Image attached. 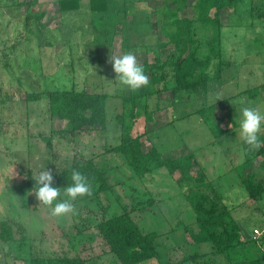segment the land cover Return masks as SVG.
<instances>
[{"label": "rangeland", "instance_id": "obj_1", "mask_svg": "<svg viewBox=\"0 0 264 264\" xmlns=\"http://www.w3.org/2000/svg\"><path fill=\"white\" fill-rule=\"evenodd\" d=\"M194 3L195 0H189V6L183 9L180 15L194 16ZM239 3L241 7L244 6L241 15H237L233 8L221 10L223 24L231 26L232 22L236 23V26L234 25L236 28L230 29L229 26L224 28L228 38L232 37L230 40L226 35L224 37L225 50L228 51L232 61L231 66L224 68L222 78L210 83L207 91L181 92L176 98L175 105L171 103L173 91L167 90L165 93L163 91L161 96L162 99H167V103L160 104L166 105L162 107L163 114L158 115L159 124L167 120V115L169 120L172 119V114L175 115V120L152 132L150 138L146 136L148 139H143V144L148 147L154 142L161 154L179 156L175 153L188 145L190 152L195 153L197 158H201V154L212 155V159L205 160L207 164H211L212 175H215V171L219 168L223 169L216 163L218 159L219 161L224 159L220 158L223 154L219 152L218 145H242L238 135L239 125L234 124L235 128L225 130L218 135L216 131H212V123L209 119L210 114L214 115V111L210 112L211 109L197 111L204 106L215 104L214 110L217 115L225 117L230 113L229 119L225 118L222 121L223 125L226 124V128H229L233 122L237 123V109L243 105L254 107L264 113V100L252 99V96H245L247 94H237L247 87L264 81V66L258 70L254 65L262 61L260 56L252 55L256 50L249 52L253 44H261L264 38L259 33L244 30L248 21H258L262 18L258 13L259 10L264 11V0H241ZM133 4L132 9L138 7L141 11H145L148 5L163 7L164 0H148L147 3L136 0ZM259 4L261 7L257 8V11L252 10L254 15H251L247 7L253 9V5L259 6ZM29 9L33 12H44L43 33L46 29L47 35L50 33L54 42L59 44L54 48L39 49L31 42L36 45V47L33 45L36 49L31 52L34 54L33 57L25 56L22 50L12 52L13 47L10 46L17 39L25 38V26L22 21L28 5L24 3L18 6L12 16L8 14L12 9L5 10L0 7V86L3 87L0 94H5L3 102H0V221L13 219L17 223L14 226L15 236L25 237L24 241H27V245L22 244L17 247L11 242L0 240V264H26L32 255L53 257L64 254L75 255L79 252L88 264H121L113 253L107 251L102 237L96 236L90 240V233H96L98 230L96 223L106 217V213L101 208L90 201L75 202L78 214L52 217L50 209L40 205L35 194L28 190L22 174L30 169L33 170L34 176H38L44 170L50 171L51 174L54 170H61L72 162L76 149H81L87 156L98 159L105 153V148L108 149L109 146L116 144L115 130L119 128L112 114L116 110L120 113L122 99L110 96L107 100L110 112L107 131L95 128L81 131L73 137L69 133L59 132L66 127L67 122L50 118L46 96L36 102L27 101L25 90L69 88L75 85L90 92L101 90L120 95L128 94L130 91H122L119 82L115 80L116 74L112 64L109 63L110 56L133 52L138 63H143L145 60L153 62L158 53H162L161 56L165 59L174 49V45L156 48L158 40H166L165 36H161L163 32L159 31L160 33L154 35L147 30L148 32L142 37L138 32L140 28L133 25L135 15L130 14L127 17L131 24L128 44L134 47L132 50H127L122 44L123 27L126 22L124 12L113 11L108 16H102L91 10L87 0L83 1L80 9L67 11L66 15L60 12L58 0H37V4ZM158 14L152 15V21L160 18ZM260 23L264 25V17ZM148 26L151 27L149 24ZM161 26L163 27V23L162 25L160 23L159 30L162 29ZM116 28H119L120 33L115 32ZM13 58L16 60L14 68L5 66V63ZM31 64L34 66L30 67ZM231 94L235 96L228 99ZM217 97L220 99L217 100ZM184 114L187 116H183ZM149 130H152V124L147 126L144 120L137 119L133 131L135 134L148 133ZM45 137H52L53 145H48ZM97 162L105 169L111 182L123 181L116 186L118 194L123 197L122 203L131 206V203L137 199L148 196H156L161 200L159 207L154 210L147 207V210L135 212L133 217L146 230L160 228V241L165 247L166 254L175 261L181 259L188 247L179 245L178 240L186 236L188 241H192L191 235L186 234L183 227L186 224H193L198 230L194 225L195 212L188 206V201L182 192L183 186L171 178L166 167L156 168L154 173L144 176L131 173L124 155L118 152L109 153ZM199 170L200 166L195 165L194 162L193 173H198ZM201 173L203 172L199 174ZM232 175L233 173H228L223 179L227 181ZM218 178L216 177V181L213 182L215 187ZM192 184L195 186L196 182ZM223 188L222 193L227 192L225 185ZM244 192L247 193L244 188L240 191L238 186L237 194L240 195V199L233 197L234 193L231 191L226 194L230 200L242 201ZM259 204L263 209L243 207L245 211L249 210L246 211L248 215L253 213L257 217L246 224L253 233L255 226H260L262 229L264 227V206L262 202ZM119 207L121 204L117 202L116 209ZM22 225L25 227L24 232L20 228ZM82 241L84 243L77 253L72 243L79 244ZM249 246L260 250L254 241ZM262 246L264 248V244ZM209 247L208 244L202 245L205 250H210ZM18 253L26 256L16 257ZM139 264H159V262L153 258Z\"/></svg>", "mask_w": 264, "mask_h": 264}, {"label": "trees", "instance_id": "obj_2", "mask_svg": "<svg viewBox=\"0 0 264 264\" xmlns=\"http://www.w3.org/2000/svg\"><path fill=\"white\" fill-rule=\"evenodd\" d=\"M83 1L58 0L60 12L66 15L65 12L67 11L80 9ZM87 1L91 10L102 14V16H108L113 11L116 13L124 12L126 22H124L122 38L126 49L132 50L134 47L128 44L130 39L129 25L131 24L127 17L130 14L135 15L133 25L140 28L138 30L139 35L143 37L148 32L147 30H150V33L154 35L162 31L161 36H165L166 40H158L156 48L160 49L173 44L174 49L165 59L162 58V53H158L155 61L145 60L143 63H139L144 67L149 78V84L135 93L112 95L101 90L90 92L87 89L72 85L69 88H45L32 91L26 89L25 98L27 101L36 102L46 96L50 118L59 117L67 120L66 127L59 132L69 133L74 137L85 130L95 128L106 130L109 120L107 100L110 96L120 97L122 99V112L116 117L120 124V141L107 150L123 154L133 174L144 176L154 173L156 168L166 167L171 178L183 186L182 192L188 201V206L195 212L194 225L197 226L198 230L193 224H186L183 227L186 234L191 235L192 241H188L186 236L184 239L178 240L179 245L187 246L188 249L183 253L181 259L177 261L172 259L170 255L166 254L165 247L160 241V228L146 230L133 217L135 212L147 210V207L150 210L159 207L161 200L156 196H148L137 199L131 203V206L122 203L123 197L118 194L116 186L123 181L111 182L105 169L98 165L93 157L84 154L81 149L74 151L73 160L68 166L53 171L52 186L61 188V192H63V188L71 182L68 177H70L73 169H78L82 174L89 177L92 195L78 198L75 202L87 203L90 201L106 213V217L96 223L97 232L90 233V240L96 236L102 237L107 246V251L113 253L121 264H139L153 258H156L159 264H264V249L262 248L264 235L255 237L253 230L249 231L247 227L249 222L243 223L239 216L242 210L244 212L249 211H245L243 207L260 209L259 204L257 206L249 205L248 197L259 203L262 202L264 196V184L256 179L254 173L244 174V169L249 161L238 167L240 181L237 186H239L240 191L243 188L247 191V193H243V197L246 198L245 201L233 203L236 200H232V202H226L223 194L207 179L206 173L203 172L196 176L193 174L195 153L190 152L177 157H163L156 146L146 152L141 141L145 133L135 134L133 132L138 119V112L144 108V103L146 120H155L154 112L160 105L157 103V106L149 110V101L153 97H158L159 93L167 90H172L174 94L181 92L199 93L202 90L207 91L210 83L222 78L224 68L230 67L232 64L228 51L225 50L226 43L224 42L225 35L229 40L232 37L228 38L224 28L227 26L230 29L236 28V23L232 22V27L223 24L221 10L233 8L237 15H241L244 10V6L241 7L239 3L241 0H195V15L190 17L180 15V12L189 6V0H164L163 7L148 5V9L145 11H141L138 7L132 9L136 0ZM141 1L142 3L148 2V0ZM24 3L28 5V10L22 21L25 26V38L17 39L10 47H13L12 52H21L22 50L25 56L33 57L34 54L31 52L36 48H54L59 43L54 42L49 35L50 33L47 35L46 29L43 33L44 12H33L29 9L37 4V0H0V7L5 8V10L12 9L8 11V14L12 16L18 6ZM260 5H253V9L246 7L249 13L254 15L253 11H257V8L261 7ZM259 11L258 15L263 18L264 11ZM157 13H159L160 18L152 21V15ZM237 20L244 23L239 18ZM260 20L248 21L244 30L248 29L253 33H259L264 38V25L260 23ZM160 23L161 25L163 23V27L161 26L162 29L159 30ZM115 32L120 33L119 28H116ZM26 38L28 40H25ZM31 42L35 43L37 47ZM258 44H253V48L249 52L256 50L252 55L260 56L262 61L258 64L253 63L259 70L264 66V39L261 44ZM26 46L27 48H25ZM15 61L14 58L9 59L5 66L14 68ZM29 66L33 67L34 65ZM2 88L0 86V91ZM238 94H247L245 96H252V99L264 100V81L247 87ZM3 96H5L4 93L0 94V102H3ZM214 108L215 104H211L208 107L200 108L197 112L207 109H211L209 111L213 112ZM209 119H211L212 131H216L218 135L224 132L222 128L216 125L213 114H210ZM233 124L238 125V121L237 123L233 122ZM46 139L48 145H53L52 137ZM260 140H263L262 145H264V134L262 133H260ZM22 175L28 190L32 192L36 186L33 179L36 176H34L33 170L30 169ZM192 182H196V185L193 186ZM63 198L61 196V199ZM117 202L121 204V207L116 209ZM15 224L17 223L11 218L0 221V240L11 242L17 247L22 246V244L27 245V241H24L25 237L17 238L15 236ZM20 228L23 232L25 231L23 225ZM252 241L257 244L260 250L249 246ZM83 243V241L79 244L72 243L77 253ZM203 244H208L210 250L203 249ZM15 256L22 258L26 254L18 253ZM26 264H88V261L79 252L75 255L64 254L53 257L32 255Z\"/></svg>", "mask_w": 264, "mask_h": 264}, {"label": "clouds", "instance_id": "obj_3", "mask_svg": "<svg viewBox=\"0 0 264 264\" xmlns=\"http://www.w3.org/2000/svg\"><path fill=\"white\" fill-rule=\"evenodd\" d=\"M109 63L112 64L116 81L119 82L121 90L137 92L142 87L149 84V78L145 73L143 65L139 64L133 52L122 55H111ZM220 98L217 97V100ZM216 100V101H217ZM238 135L242 142L241 158L248 152L256 151L261 148L260 133L264 129V113L258 109L243 105L237 109ZM232 127V125H229ZM70 183L67 187H53V176L50 171L44 170L33 179L36 186L32 189L40 205L50 209L52 217H64L69 214L76 215L77 208L75 201L78 198L92 195V187L89 177L82 174L78 169H73L70 173ZM61 196L64 198L61 199Z\"/></svg>", "mask_w": 264, "mask_h": 264}, {"label": "crops", "instance_id": "obj_4", "mask_svg": "<svg viewBox=\"0 0 264 264\" xmlns=\"http://www.w3.org/2000/svg\"><path fill=\"white\" fill-rule=\"evenodd\" d=\"M122 44H123V39H122ZM112 45V44H111ZM128 50V49H127ZM130 50V49H129ZM223 82V81H222ZM221 82V83H222ZM260 83V82H259ZM258 83V84H259ZM167 92V91H164V93ZM112 95H115L116 93H110ZM162 92L159 93L158 97H153L150 99L149 101V110H152L155 106H157V103L162 104V103H167L165 99H162V96H161ZM238 94V93H237ZM179 94H173L172 95V104L175 105L176 104V101H177V96ZM235 96V94H231V96L228 97V99L231 97L233 98ZM227 99V101H228ZM151 101H152V104H151ZM121 103V102H119ZM166 104H163V106H165ZM163 106H159V108H157V110L154 112V117H155V120L153 121H147L146 120V117H145V103H144V108L138 112V121H142L144 120L145 124L148 126L149 124H152V130H149L148 133H145L144 136H142V144H143V139L144 138H150L152 134V132H155V130H159L161 129L162 127H165L166 125L170 124L172 121L175 120V115L172 114V119L169 120V116L167 115V120L166 121H162V123L159 124V114H163V110H162V107ZM109 112V110H108ZM122 112V110L120 111V113ZM172 113V111H170ZM118 110H116V112L114 114H112V117L115 119V123L117 124L118 126V130H115L116 133H115V137H116V140H115V143L117 144L119 141H120V124L118 123V120H117V115L120 114ZM228 113V112H227ZM186 114H184L183 116H185ZM230 114H226L225 117H221L219 115H217L215 113V110H214V115L213 117L216 119H214V121L216 122V125L219 127V128H222L223 131L225 130H230V129H233L235 128L234 127V124H232V127H229V128H226V124L223 125L222 124V121L227 118V120L229 119ZM187 116V115H186ZM58 118V119H57ZM143 118V119H142ZM222 118V119H221ZM55 120H59V121H64V122H67V120H64V119H61L59 117H56L54 118ZM109 120H110V112H109ZM109 120H108V128L106 130H103V131H107L109 129ZM62 121V122H63ZM232 122V121H231ZM226 123V122H225ZM67 125V123H66ZM147 129V128H146ZM112 130V129H111ZM140 133V132H139ZM262 134H264V129H262ZM147 136V137H146ZM147 138V139H148ZM29 144V143H28ZM261 145H262V141H261ZM113 146V145H111ZM154 146H156V144L154 145V142L152 145H150V147H148L147 145H142L144 151H149L151 148H153ZM110 147V146H109ZM201 147H203V145H201ZM242 147H244L243 145H218V150L221 154H223L222 156H220V158H224V159H220L221 161V164H219V159L218 161L216 162L218 166H222L223 169H220L219 170H216L215 171V175H212V169L210 168V165L211 164H207L205 162V160L207 158L209 159H212L213 156L212 155H209V154H201V158H195L194 162H195V165H199L200 166V170L198 171V173H193L195 176L198 175L201 171L206 173V176H207V179L209 181H211L212 183L216 181V177H219L218 178V182H217V185H216V189L221 193L223 194V196L225 197V201L226 202H232V200H230V198L228 197V195L226 193H228L229 191L233 192V197L240 199V195L237 194V185L240 181V179L238 178V167L249 161L247 164V167L244 169V174H247V173H254L256 179L263 183L264 184V145L261 146V148L259 150H256V151H251V152H248L243 158H241V150H242ZM104 148H105V145H104ZM158 149V148H157ZM159 151V150H158ZM181 151V153H180ZM112 152H115V151H108L106 148H105V153L101 154V156H99L98 159L94 158L95 161L97 162L98 160H100L101 157H105L107 154L109 153H112ZM187 153H190V149H189V146L186 145L184 146V148H181V150H178V153H175L176 155H182V154H187ZM163 157H169V156H172V157H177V156H174L173 154H162ZM216 156H217V153H216ZM98 163V162H97ZM99 165V164H98ZM216 165V166H217ZM229 174H232V176H230L231 178L228 179L226 181V179L224 180L223 177L224 175H228ZM223 185H225V189L227 188V192L225 191L224 193H222L223 191ZM215 186V185H214ZM230 188L232 190H230ZM244 200L242 201H245L246 198L243 197ZM238 202H241L240 200H236L235 202L233 203H238ZM248 204L251 205V206H254V205H258L259 203H257L255 200L251 199L250 197H248ZM262 204L264 206V196H263V200H262ZM246 205V203H245ZM259 207L260 209H263L262 206L259 204ZM264 211V210H263ZM241 220L243 223L245 222H250L251 220L257 218L255 217V215L253 213H251V215H248L247 212H244L242 210V213L241 215H239ZM263 218H264V215H263ZM254 228H261L260 226H255ZM262 229V228H261ZM263 232H264V227H263ZM264 234V233H263ZM264 249V248H263ZM251 264V263H250Z\"/></svg>", "mask_w": 264, "mask_h": 264}, {"label": "built area", "instance_id": "obj_5", "mask_svg": "<svg viewBox=\"0 0 264 264\" xmlns=\"http://www.w3.org/2000/svg\"><path fill=\"white\" fill-rule=\"evenodd\" d=\"M263 232V230L262 229H260V228H255L254 229V234H255V237H257V236H259V235H261V233Z\"/></svg>", "mask_w": 264, "mask_h": 264}]
</instances>
